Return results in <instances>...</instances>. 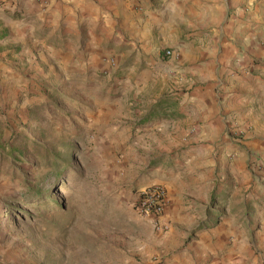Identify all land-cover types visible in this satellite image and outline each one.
I'll return each instance as SVG.
<instances>
[{
  "label": "rangeland",
  "instance_id": "1",
  "mask_svg": "<svg viewBox=\"0 0 264 264\" xmlns=\"http://www.w3.org/2000/svg\"><path fill=\"white\" fill-rule=\"evenodd\" d=\"M161 1L150 0L149 10H160ZM248 5L259 21L246 22L245 29L254 30L258 25V30L264 32V0H252ZM196 19L185 16V31L169 33V44L177 45V36L189 42L206 32L199 31ZM221 28L225 29L223 23L218 25ZM123 49L116 52L120 59L111 63L110 70L98 76L86 72L84 84L79 79L70 84L63 74L54 80L45 72L16 96L6 93L0 97V149L17 147L20 153L9 159L0 152V264L157 261L159 246L152 245L151 239L158 229L165 228H160L157 217L136 210V198L143 189L164 187L162 182H167L170 175L185 169L172 165L162 171L150 165V157L160 154L179 159L177 164L190 165V174L198 173L199 161L194 158L198 147L189 143L196 134L192 129L181 136L171 125L155 135H150V130L136 131L130 116L152 99L154 81L167 93L183 76L170 74L163 81L154 64L155 56L130 55ZM172 50L177 47H170ZM137 57L140 64L132 69L129 65ZM187 64L184 67L194 63ZM176 93L173 96L178 97ZM244 134L237 125L226 126L214 141L218 160L214 172L209 174L208 167H204L206 179L201 183H188L184 191L176 188L181 193L179 203L174 200L179 205L178 219L183 222H177L180 228L205 226L213 210L224 213L226 194H234L235 199L241 194L252 197L258 186L263 187V145L257 152L261 163L248 155L235 165L229 161L242 150ZM226 142L239 150L229 155ZM56 163L60 169L67 166L60 176L56 174ZM37 189L49 190V197L61 209L31 206L37 202L30 199Z\"/></svg>",
  "mask_w": 264,
  "mask_h": 264
},
{
  "label": "crops",
  "instance_id": "2",
  "mask_svg": "<svg viewBox=\"0 0 264 264\" xmlns=\"http://www.w3.org/2000/svg\"><path fill=\"white\" fill-rule=\"evenodd\" d=\"M166 1H161L160 10H149L150 0H0V97L16 96L45 72L54 80L63 74L70 84L76 79L84 84L86 72L98 76L110 70L122 48L130 55L155 56L163 81L170 74L183 77L167 93L154 81L152 99L130 116L133 126L136 131H152L150 135L169 125L181 136L193 129L196 137L189 143L198 147L194 158L199 171L190 174V165L177 164L179 159L150 157L151 163L162 159L156 166L162 171L172 165L185 169L162 182L169 203L156 220L165 231L158 229L151 239L159 246V256L148 264H264V177L260 178L263 187L258 186L252 197L241 194L235 199L234 194H226L225 212L211 210L213 215L199 228H180L179 205L174 204L181 194L176 188L184 191L188 183H201L206 179L204 167L209 174L214 172L218 161L214 141L230 124L245 131L239 152L238 146L225 143L226 153L237 152L229 160L231 165L247 155L262 161L257 152L264 146V32L258 25L245 29L246 22L259 21L257 13L248 5L252 0ZM185 16L196 17L199 31L206 32L189 42L177 36V45L169 44V33L185 31ZM222 23L224 30L218 29ZM174 46L177 50L170 51ZM138 60L129 66L133 69ZM187 63L194 64L184 67ZM166 95L178 101L177 115L138 127V121Z\"/></svg>",
  "mask_w": 264,
  "mask_h": 264
},
{
  "label": "trees",
  "instance_id": "3",
  "mask_svg": "<svg viewBox=\"0 0 264 264\" xmlns=\"http://www.w3.org/2000/svg\"><path fill=\"white\" fill-rule=\"evenodd\" d=\"M177 107H178V101L176 100V98H174L171 95H166L164 96L159 102H157L156 104H154L148 111L147 113L142 117V119H140L138 121L137 126L140 128L143 127H147L157 121H160L162 119L165 118H174L177 115ZM33 146L35 144H32ZM7 149V152H5ZM16 148H7L6 147H2L0 149V152L5 153L6 157L9 159H15L14 156L16 154H20L19 151L16 150ZM162 162L161 160H156L155 162L150 163L151 166H158L160 165ZM57 165L55 166L56 170V174L57 176L62 175L64 169H66V167L64 169H60V166L58 165V163H56ZM58 178V177H57ZM34 196L30 197V199L37 201L35 202L36 204H31L32 205H38L39 207H46V208H50L52 209V207L54 209H61V205H58L57 202H55V200H52L49 197V190L43 189H37L34 191ZM27 215V214H26Z\"/></svg>",
  "mask_w": 264,
  "mask_h": 264
},
{
  "label": "built area",
  "instance_id": "4",
  "mask_svg": "<svg viewBox=\"0 0 264 264\" xmlns=\"http://www.w3.org/2000/svg\"><path fill=\"white\" fill-rule=\"evenodd\" d=\"M170 54V51L166 52V55ZM168 203L165 189L162 186H155L141 190L137 195L135 208L140 214L159 217L164 213Z\"/></svg>",
  "mask_w": 264,
  "mask_h": 264
}]
</instances>
